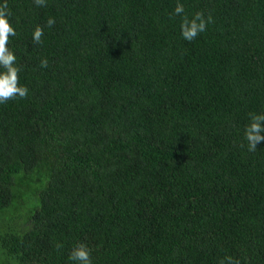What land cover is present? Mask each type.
Returning a JSON list of instances; mask_svg holds the SVG:
<instances>
[{
	"label": "trees",
	"instance_id": "16d2710c",
	"mask_svg": "<svg viewBox=\"0 0 264 264\" xmlns=\"http://www.w3.org/2000/svg\"><path fill=\"white\" fill-rule=\"evenodd\" d=\"M178 2L213 16L191 42ZM7 3L29 93L0 103V264H75L80 243L92 264H264V143L244 139L264 0Z\"/></svg>",
	"mask_w": 264,
	"mask_h": 264
},
{
	"label": "clouds",
	"instance_id": "9594fccd",
	"mask_svg": "<svg viewBox=\"0 0 264 264\" xmlns=\"http://www.w3.org/2000/svg\"><path fill=\"white\" fill-rule=\"evenodd\" d=\"M37 7H45L47 0H34ZM11 12L7 0L0 4V103H5L8 100L17 97L25 99L28 96L29 89L19 83L20 67L16 65V55L8 47L9 39L16 35V30L10 22ZM174 15L181 17V35L191 42L195 40L201 33L207 30V26L213 23V16L209 13L207 16L202 11L195 12L191 17L185 13V6L182 3H177L174 9ZM48 27L55 24V19L49 17L46 21ZM44 30L41 26H37L33 32V42L35 44L42 43ZM41 67H48V60L44 58L40 61ZM249 124L244 130V139L247 142L249 152H255L259 143H264V113L249 114ZM244 147L243 144L240 145ZM56 249L63 247L57 243ZM92 250L84 243L78 244L72 249L69 254V259L75 264H92ZM219 264H241L239 259H234L232 256H225Z\"/></svg>",
	"mask_w": 264,
	"mask_h": 264
}]
</instances>
